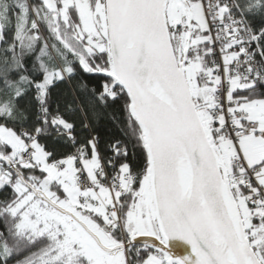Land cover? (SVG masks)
I'll return each instance as SVG.
<instances>
[{
    "label": "snow or ice",
    "instance_id": "obj_1",
    "mask_svg": "<svg viewBox=\"0 0 264 264\" xmlns=\"http://www.w3.org/2000/svg\"><path fill=\"white\" fill-rule=\"evenodd\" d=\"M0 264H264V0H0Z\"/></svg>",
    "mask_w": 264,
    "mask_h": 264
},
{
    "label": "water",
    "instance_id": "obj_2",
    "mask_svg": "<svg viewBox=\"0 0 264 264\" xmlns=\"http://www.w3.org/2000/svg\"><path fill=\"white\" fill-rule=\"evenodd\" d=\"M176 251H177V252H182V250H181V249H176Z\"/></svg>",
    "mask_w": 264,
    "mask_h": 264
}]
</instances>
